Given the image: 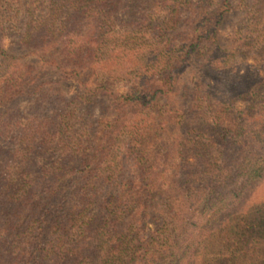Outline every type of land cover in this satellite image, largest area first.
Masks as SVG:
<instances>
[{"label": "trees", "instance_id": "1", "mask_svg": "<svg viewBox=\"0 0 264 264\" xmlns=\"http://www.w3.org/2000/svg\"><path fill=\"white\" fill-rule=\"evenodd\" d=\"M230 16L264 65V0H0V264H264V68Z\"/></svg>", "mask_w": 264, "mask_h": 264}, {"label": "rangeland", "instance_id": "2", "mask_svg": "<svg viewBox=\"0 0 264 264\" xmlns=\"http://www.w3.org/2000/svg\"><path fill=\"white\" fill-rule=\"evenodd\" d=\"M236 22V17L230 16L227 20V22L225 23V25L223 26V28L220 30L219 33V45L223 48H226L228 50H230L232 53L235 54V59L239 62H242V60L247 59L246 60V66H252L255 65L257 66V70L259 71V73H262V70L264 68V65H262L261 62H255L253 61L251 55H248L245 57L244 53L246 52L245 47L242 46H238V44L236 45H232V43L230 42V36H231V32L234 29V23ZM7 42H10V39L8 37ZM7 44V43H6ZM25 50H23V52L18 53V55L22 54L24 55ZM17 54H15L16 56ZM141 61L142 60V56H140ZM25 62L28 63H33L35 60L33 57H26L24 59ZM245 67L243 68V70L245 69ZM3 72L0 69V84L2 83V79H3ZM182 77L183 76H188L189 72L187 70H184L181 72ZM190 77V76H189ZM6 80V78H5ZM44 80L47 81H60L59 84V89L61 90L62 94L66 97V96H72L75 93H77L79 91V86L78 84L74 81V80H63L61 75L58 73H51V74H47V76L44 78ZM116 85L112 88H114L115 90H118L119 92L123 91V88L126 84V82L122 81V82H116ZM33 101L24 98L19 102L18 107L20 108V110L22 111L23 114H27V112H29L31 109H33L32 104L31 103ZM22 122H25V119H22ZM35 122V121H34ZM37 122V121H36ZM36 124V123H35ZM22 165V164H21ZM20 165V166H21ZM251 202L254 204L257 203H264V184L260 185L258 188L255 189L254 194L251 197Z\"/></svg>", "mask_w": 264, "mask_h": 264}]
</instances>
